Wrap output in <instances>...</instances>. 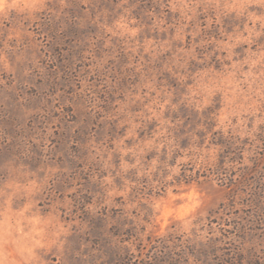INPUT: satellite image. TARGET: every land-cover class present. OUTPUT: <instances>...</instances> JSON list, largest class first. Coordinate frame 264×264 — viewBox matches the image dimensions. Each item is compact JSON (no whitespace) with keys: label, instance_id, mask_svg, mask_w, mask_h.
Segmentation results:
<instances>
[{"label":"rangeland","instance_id":"1","mask_svg":"<svg viewBox=\"0 0 264 264\" xmlns=\"http://www.w3.org/2000/svg\"><path fill=\"white\" fill-rule=\"evenodd\" d=\"M264 264V0H0V264Z\"/></svg>","mask_w":264,"mask_h":264},{"label":"trees","instance_id":"2","mask_svg":"<svg viewBox=\"0 0 264 264\" xmlns=\"http://www.w3.org/2000/svg\"><path fill=\"white\" fill-rule=\"evenodd\" d=\"M229 264H233V262L232 263H229Z\"/></svg>","mask_w":264,"mask_h":264}]
</instances>
